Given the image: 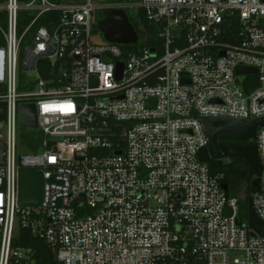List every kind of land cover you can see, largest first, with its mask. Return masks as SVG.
I'll use <instances>...</instances> for the list:
<instances>
[{
    "label": "built area",
    "instance_id": "obj_1",
    "mask_svg": "<svg viewBox=\"0 0 264 264\" xmlns=\"http://www.w3.org/2000/svg\"><path fill=\"white\" fill-rule=\"evenodd\" d=\"M130 7L159 44L92 41L98 9ZM263 22L264 0H0V264H37L21 228L60 264H264V229L198 157L200 117L264 115ZM23 105L37 125L17 155ZM249 142L264 221V128ZM22 169L42 173L39 204L21 201Z\"/></svg>",
    "mask_w": 264,
    "mask_h": 264
},
{
    "label": "water",
    "instance_id": "obj_2",
    "mask_svg": "<svg viewBox=\"0 0 264 264\" xmlns=\"http://www.w3.org/2000/svg\"><path fill=\"white\" fill-rule=\"evenodd\" d=\"M96 24L103 39L127 45L135 35L133 25L122 8H101L95 14ZM134 42V41H132ZM131 42V43H132ZM122 63L118 64L117 77L120 78ZM237 74H256L253 67L238 66ZM150 103V101H149ZM19 121L23 126L36 128V109L34 105L20 108ZM200 121L208 139L207 147L198 153L199 160L210 168L221 166L226 158H238L245 161L247 175L253 192L259 190L261 162L256 143L249 140L256 137L258 127L264 128V115L255 118H232L222 116H202ZM234 141L243 142L235 143ZM43 177L40 171L22 169L20 171V196L24 204H39L43 195ZM224 190L227 185L222 184ZM247 225L256 233L264 229L262 221L252 206V194L248 196ZM254 235V232L251 233Z\"/></svg>",
    "mask_w": 264,
    "mask_h": 264
},
{
    "label": "trees",
    "instance_id": "obj_3",
    "mask_svg": "<svg viewBox=\"0 0 264 264\" xmlns=\"http://www.w3.org/2000/svg\"><path fill=\"white\" fill-rule=\"evenodd\" d=\"M134 2L136 0H126V2ZM129 17V15H128ZM130 20L132 17H129ZM133 19V18H132ZM135 20H131V24L133 25V28L137 35L139 36V39H137V43L134 44H128L125 47L127 50H134L137 51L140 49V47L143 46H152V44L159 42L156 40L157 35V29L154 25L150 24L144 17L143 12L138 9ZM264 23V22H263ZM264 25V24H263ZM250 81H254V79H250ZM239 162L242 161L245 163V161L238 159ZM246 168V167H245ZM210 171L213 175L218 176L219 182L221 184H226L228 188V166L226 164H222L221 166H216L214 168H210ZM220 174L217 175V174ZM246 180V188H245V199L240 202V210L242 213L243 219L246 221L247 219V206H248V196L253 193L251 186H250V179L247 175V170H245V176ZM16 245L20 246H28L32 247L35 250L36 255V263L37 264H60L58 263L55 258L54 254L51 251V249L46 245V243L43 241V239L34 236L29 228H21L19 230V236L15 241Z\"/></svg>",
    "mask_w": 264,
    "mask_h": 264
},
{
    "label": "rangeland",
    "instance_id": "obj_4",
    "mask_svg": "<svg viewBox=\"0 0 264 264\" xmlns=\"http://www.w3.org/2000/svg\"><path fill=\"white\" fill-rule=\"evenodd\" d=\"M57 2H71L80 4L83 3L85 0H54ZM127 3L126 0H91V3L93 5H99V4H111V3ZM125 12L129 17H132L131 20H135V15L137 13V8L130 7V8H124ZM130 20V18H129ZM130 20V21H131ZM92 32H91V39L95 43L103 42V36L100 30L97 27L96 19L95 17L92 19ZM135 31V30H134ZM139 39V36L135 32V35L133 37L132 41H137ZM130 42V43H131ZM132 42V43H134ZM129 43V44H130ZM30 128L20 126L19 124L16 126V145H17V155L24 154L28 152L27 144L29 143V136H30ZM224 164L228 166V194L229 196L238 197L240 199V202H242L245 199V188H246V180L244 178L245 176V170H247L246 163H243L242 161L239 162L238 158H226L223 160ZM246 167V168H245ZM217 175L220 176L218 173Z\"/></svg>",
    "mask_w": 264,
    "mask_h": 264
},
{
    "label": "flooded vegetation",
    "instance_id": "obj_5",
    "mask_svg": "<svg viewBox=\"0 0 264 264\" xmlns=\"http://www.w3.org/2000/svg\"><path fill=\"white\" fill-rule=\"evenodd\" d=\"M234 142H235V143H239V144H240V143H243V142H238V141H234ZM223 162H224V161H223ZM250 181H251V180H250Z\"/></svg>",
    "mask_w": 264,
    "mask_h": 264
}]
</instances>
